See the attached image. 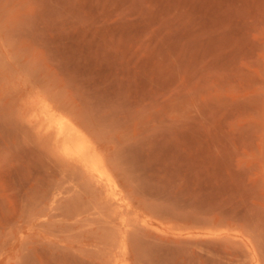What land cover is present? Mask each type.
I'll return each instance as SVG.
<instances>
[{
	"label": "rangeland",
	"instance_id": "374dc122",
	"mask_svg": "<svg viewBox=\"0 0 264 264\" xmlns=\"http://www.w3.org/2000/svg\"><path fill=\"white\" fill-rule=\"evenodd\" d=\"M0 264H264V0H0Z\"/></svg>",
	"mask_w": 264,
	"mask_h": 264
},
{
	"label": "bare ground",
	"instance_id": "6f19581e",
	"mask_svg": "<svg viewBox=\"0 0 264 264\" xmlns=\"http://www.w3.org/2000/svg\"><path fill=\"white\" fill-rule=\"evenodd\" d=\"M40 112L33 117L40 131L51 136L60 156L67 164H74L93 177V181L106 190L109 201H122L117 182L107 166L96 140L87 129L63 109L45 98L37 104Z\"/></svg>",
	"mask_w": 264,
	"mask_h": 264
}]
</instances>
